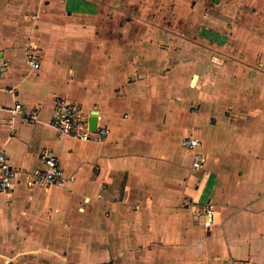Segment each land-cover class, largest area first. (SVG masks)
I'll use <instances>...</instances> for the list:
<instances>
[{
	"label": "crops",
	"instance_id": "obj_1",
	"mask_svg": "<svg viewBox=\"0 0 264 264\" xmlns=\"http://www.w3.org/2000/svg\"><path fill=\"white\" fill-rule=\"evenodd\" d=\"M134 4L0 0V152L29 171L51 150L77 175L63 188L19 173L0 189V264H264V99L259 113H228L225 83L207 80L214 43L264 59V22L223 19L217 34L206 23L186 38L142 18L134 33ZM57 98L98 111L106 139L60 137ZM18 102L37 119L13 112ZM188 136L201 145L185 149ZM209 202L206 227L193 209Z\"/></svg>",
	"mask_w": 264,
	"mask_h": 264
},
{
	"label": "rangeland",
	"instance_id": "obj_2",
	"mask_svg": "<svg viewBox=\"0 0 264 264\" xmlns=\"http://www.w3.org/2000/svg\"><path fill=\"white\" fill-rule=\"evenodd\" d=\"M37 3L51 0H33ZM133 10L130 11L127 19L133 22L134 33L140 32V28L145 29L146 25H140L139 20L147 19L148 23L156 24L162 20L165 30L179 33L184 37L191 38L197 35L200 27L198 25L212 24L213 31H221L226 27L221 26L223 19L227 21L238 20L249 30L259 27L264 22V7L258 8L257 2L253 0H133ZM256 4V6H255ZM111 13V12H109ZM38 14V11H37ZM257 26V27H255ZM145 27V28H144ZM149 30L154 29L151 25ZM226 31V30H225ZM229 31V29H228ZM218 32H216L217 34ZM167 41V40H166ZM214 57L210 60V65L217 71L210 73L208 81L225 83L223 87L224 95L228 92V102L234 107H228V113H259L261 99H264V61L263 57H255L252 54H238L234 56L228 54L227 49L220 45L212 46ZM243 51V50H242ZM249 51V50H244ZM224 52V56L220 53ZM235 63L239 69H228L221 74V67L226 64ZM214 74V75H212ZM190 81V79L188 80ZM184 95H192L188 88L183 91ZM226 97V96H225ZM238 105V106H237ZM262 110V109H261Z\"/></svg>",
	"mask_w": 264,
	"mask_h": 264
},
{
	"label": "built area",
	"instance_id": "obj_3",
	"mask_svg": "<svg viewBox=\"0 0 264 264\" xmlns=\"http://www.w3.org/2000/svg\"><path fill=\"white\" fill-rule=\"evenodd\" d=\"M29 63L35 73L40 69L41 63L34 53L30 54ZM6 68V63L0 62V74ZM13 91V89H9ZM14 92V91H13ZM13 112H25L32 119H37L38 111H28L25 106L18 102ZM93 115L87 111L79 102L69 101L65 98H57L52 112L51 123L55 127L60 137L71 136L81 140H90L95 138L103 141L108 136L110 128L102 124V117L97 114L96 128L93 130L90 126V118ZM201 141L193 136H188L183 140V146L188 151L197 149ZM45 165L34 170H20L13 166L5 151L0 152V189L2 191H12L15 189L19 180V173L28 176L32 185L57 186L69 188L77 178L75 172L68 171L60 162L53 151L48 150L44 153ZM204 166V155L197 153L192 163V170H198ZM195 205L193 204V207ZM195 217L206 227L212 226L217 217V210L214 203L198 204L193 209Z\"/></svg>",
	"mask_w": 264,
	"mask_h": 264
},
{
	"label": "water",
	"instance_id": "obj_4",
	"mask_svg": "<svg viewBox=\"0 0 264 264\" xmlns=\"http://www.w3.org/2000/svg\"><path fill=\"white\" fill-rule=\"evenodd\" d=\"M196 77H197V75H195L194 79ZM92 113H93V115L90 118V126L94 130L96 128V124H97V116L96 115H97L98 111H93Z\"/></svg>",
	"mask_w": 264,
	"mask_h": 264
},
{
	"label": "bare ground",
	"instance_id": "obj_5",
	"mask_svg": "<svg viewBox=\"0 0 264 264\" xmlns=\"http://www.w3.org/2000/svg\"><path fill=\"white\" fill-rule=\"evenodd\" d=\"M196 81H197V77L194 79V83H193V84H195V83H196Z\"/></svg>",
	"mask_w": 264,
	"mask_h": 264
}]
</instances>
